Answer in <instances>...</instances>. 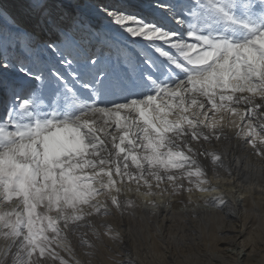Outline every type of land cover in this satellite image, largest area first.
Segmentation results:
<instances>
[{
  "label": "bare ground",
  "instance_id": "1",
  "mask_svg": "<svg viewBox=\"0 0 264 264\" xmlns=\"http://www.w3.org/2000/svg\"><path fill=\"white\" fill-rule=\"evenodd\" d=\"M80 1L76 14L91 21L84 24L78 20L80 30L60 28L76 14L60 24L49 0H0V12L4 20L7 16L15 27L27 30L32 44L39 42L35 33H50V39L46 34L44 37L49 41L43 40L41 45L61 59L60 65H73L69 72L74 79L79 78L81 83L89 80L88 85L95 87V65L100 60L115 63L119 58L113 51L108 54L115 45L112 41L108 44L102 40L100 47H91L99 40L97 30L116 28V20L118 32L142 40L151 39L150 34L157 30L150 23L129 29L126 24L138 20L120 14L115 19L117 12L107 8L113 0ZM122 1L153 14V23L168 28L163 35L180 38L178 46L186 48L187 54L197 51L184 40L187 36L180 30L183 21L164 4L167 0ZM47 11V17L42 18ZM147 28L152 32L147 33ZM263 40L264 32L221 58L219 63L225 65L226 72L204 71L199 79L190 77L184 86L167 89H160L152 80V90L141 98L120 93L119 101L108 108L52 123L31 139L18 137L9 147L0 146L1 162L9 156L14 170L20 166L32 170V185L39 191L45 190L50 180L56 188H67L78 178L88 181L78 186L79 190L59 194L58 202L64 207H75L70 218L47 233L39 222V236L31 239L36 246L29 247L36 254L31 261L73 264L59 248L53 255L57 262L48 258V248L55 249L48 242L50 235L79 264H264V54L254 46ZM209 60L200 59L197 64L205 65ZM1 67L4 69L5 63ZM8 68L6 82L1 79L0 86L10 85L15 95H20L24 85H19L27 81L18 82L20 70ZM15 81L19 85L13 86ZM118 81L123 83L117 93L121 86L130 85L126 76ZM5 87H0V116L9 98ZM18 97L10 98L9 104L14 99L26 104L27 100ZM1 135L15 138L5 129ZM23 148L28 156L20 153ZM34 151L39 152L36 164L30 157ZM90 180L98 181L92 185ZM105 183L109 186L102 189ZM8 190L1 187L0 199L6 198ZM102 190L103 194L87 206L89 209L77 212L82 209L83 198L89 201L94 192ZM29 197L15 199L21 210L34 211V198ZM101 199L108 207L100 204ZM62 216L66 217L64 213ZM25 243L17 235L2 239V264L13 253L22 252ZM16 257L19 259L18 254Z\"/></svg>",
  "mask_w": 264,
  "mask_h": 264
},
{
  "label": "rangeland",
  "instance_id": "2",
  "mask_svg": "<svg viewBox=\"0 0 264 264\" xmlns=\"http://www.w3.org/2000/svg\"><path fill=\"white\" fill-rule=\"evenodd\" d=\"M49 2L58 15L57 21L61 24L65 22L66 18L76 14L77 7L81 1L49 0ZM152 2L156 1H148V3ZM164 4L170 8V11H175V13L180 15V19L183 21V26L180 30L187 36L184 40L189 44H193L197 51L187 54L186 48L178 46L181 42L180 38L168 39V36H164L168 28L160 23H153L156 21L154 15L147 13V11L145 12L142 7L131 6L130 3H125L122 0H113L106 7L117 12L114 15L115 19L119 17V14L121 17L133 15L136 17L135 20L138 21L126 24L129 29L137 30L143 24L150 23L151 25L153 24V27H156L157 32L150 34L151 39L142 40L140 36H129L122 31L118 32L116 29L117 25H119L117 20L115 21L116 28L112 26L103 29V31L97 30L95 34L98 35L97 39L99 40L93 41L91 47H100L102 40V43L106 42L108 44L112 41L115 45L113 47L111 45V48L108 49V54L111 56L110 52L113 51L112 54L117 55L119 58H116L115 63L107 64L108 60L105 62L100 60L95 65L98 70V75L93 76L95 87H93L92 83H89L91 86L88 85L89 80L81 83L78 77V80L74 79L71 76V72H69V69L72 70L73 65H66L65 67L62 65L63 63L60 65L61 59L54 52L47 51L41 45L43 40L45 42L46 40L47 42L49 41L50 33L48 34L47 31L43 34L35 33L34 35L38 36L39 42L32 44L29 40L31 36L27 34V30H21L20 27H17L18 25L15 27L11 24L12 21L7 20V16H5L6 19L4 20L2 18L4 14L0 12V70L3 71L0 72V80L2 79L4 83L6 82L5 76L8 72L7 67H9L8 69L15 72L20 70L21 75L17 78L18 82H23V79L27 81V83L22 85H19L17 81L12 82L13 86L24 85L20 95H15L14 88L10 85V88L7 85L0 86L2 88L6 86L5 90H7L6 93L9 97L3 103L6 110L0 116V146L3 148L9 147L15 143L18 137L31 139L40 131H45L52 123L71 121L83 113L93 112L99 108H108V106L119 101L117 99L121 97L118 96L120 93H122L121 95L125 94L124 97L128 98L131 96L141 98L152 90V80L160 86V89H167L174 88L177 85L184 86L190 77L199 79L204 71L212 69L224 72L227 69L223 63H219V60L228 55L229 52L231 53L235 46L246 45L264 32V0H167L164 1ZM119 5L122 7H117ZM56 9H59L60 13ZM141 9L144 11H141ZM18 13L20 14L21 12L19 11ZM45 14L48 15V11L43 13L44 16L42 18L47 17ZM78 20L84 22V24L91 23L83 15L76 14L69 19V24L66 23V25L63 24L59 27L65 29L66 26H71L80 30V26L77 27V24L81 25ZM50 25L48 23L46 26L49 27ZM60 28H57L58 31ZM89 30L92 29L89 28ZM152 30L150 28L146 29L147 33H151ZM45 34L48 39H44ZM254 46H256L255 51L262 50L261 52L264 54V40L254 44ZM80 49L82 48L79 47ZM95 53H97V50ZM257 54L263 57L262 54ZM95 55H87V57L91 58ZM137 57L139 58L138 60L136 59ZM207 58H210L207 64H197L200 59ZM238 58L241 59L242 56L239 55ZM103 59H106V56ZM2 63H5L4 69H1ZM88 72L89 70H87ZM123 76H126L130 85L121 86L120 92L117 93L116 90L123 83L118 81V79L122 80ZM133 77H136V79L133 80ZM187 78L188 80H186ZM112 95H114V99H112ZM16 96H19L18 99L24 98V101L27 100L26 104L18 103L14 101L15 99L11 102L12 105L9 104L10 98ZM1 109L3 108L0 107ZM3 129L12 133L15 138L1 135V130ZM21 152L22 155L28 156L26 148L20 150ZM38 156L39 152L34 151L30 157L33 158L35 163ZM32 175L33 177H31ZM34 176L35 173L32 170L23 166L14 170L13 161L9 156L3 162L0 160V184H2L0 189L1 187L9 189L6 198H3V200L5 199V205L1 207L2 211H0V253H2V239L12 238L17 235L22 243L26 242L21 248V251H24L23 255L22 252H15L5 264L12 262V264H39L31 261L36 254L29 249L30 246H36V243H33L32 240L34 237L39 236V222H43L44 232L47 233L54 226L56 227L58 222H65V218H70V214L72 215V213L76 212L75 207L73 208L70 205L64 207V203L58 202L59 194L62 191L72 189L79 190L80 187L78 186L88 182L85 179L78 178L75 183H72L67 188L64 186L56 188L50 180L46 184L47 188L39 191L32 185ZM105 180L106 178L103 179V184ZM90 181L94 185L97 184L98 180ZM106 186H109V184L105 183L102 189H107ZM92 190L97 189L94 188ZM14 191L15 193H13ZM16 191L20 193L19 196L34 198L33 208L36 211L35 215L34 211L21 210L22 207H18L20 205L15 199L19 196L15 195L17 194ZM98 194L101 196L103 190L94 192L91 195L93 198H90L89 201L83 198L82 209L77 210V212L85 210V208L89 209L88 205L96 200L95 198L98 197ZM166 198H168V194ZM162 199L160 198V201ZM0 200L1 203L3 200L2 198ZM11 200H14L13 203L17 206ZM101 201L103 200H100L102 206L108 207L106 206L107 202L103 201L101 203ZM148 203L150 204L151 201L149 200ZM24 213L26 214L24 215ZM62 213L66 217L62 216ZM49 236L48 242L50 241L51 246L55 248H48V251L51 252V254L50 252L47 254L49 259L57 262V257L53 255L56 256V250L59 248L61 252L67 253V255L66 253L63 254L68 257L70 263L79 264L74 259V256L63 249L59 243L60 241L56 240L54 236ZM17 254L19 259L16 257ZM14 256L16 261H14ZM2 263L3 260L0 258V264Z\"/></svg>",
  "mask_w": 264,
  "mask_h": 264
}]
</instances>
